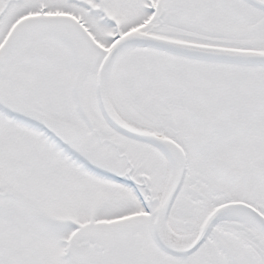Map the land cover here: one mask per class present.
Returning <instances> with one entry per match:
<instances>
[{
	"label": "snow or ice",
	"instance_id": "1",
	"mask_svg": "<svg viewBox=\"0 0 264 264\" xmlns=\"http://www.w3.org/2000/svg\"><path fill=\"white\" fill-rule=\"evenodd\" d=\"M0 264H264V0H0Z\"/></svg>",
	"mask_w": 264,
	"mask_h": 264
}]
</instances>
